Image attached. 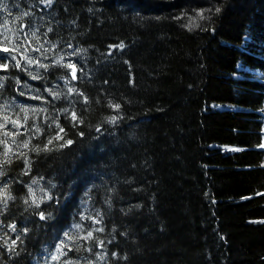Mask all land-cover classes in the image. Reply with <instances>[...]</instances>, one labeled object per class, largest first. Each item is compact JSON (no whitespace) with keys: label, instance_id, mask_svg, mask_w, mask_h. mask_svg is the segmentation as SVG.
I'll return each mask as SVG.
<instances>
[{"label":"trees","instance_id":"obj_1","mask_svg":"<svg viewBox=\"0 0 264 264\" xmlns=\"http://www.w3.org/2000/svg\"><path fill=\"white\" fill-rule=\"evenodd\" d=\"M0 46V264H264V0H0Z\"/></svg>","mask_w":264,"mask_h":264},{"label":"snow or ice","instance_id":"obj_2","mask_svg":"<svg viewBox=\"0 0 264 264\" xmlns=\"http://www.w3.org/2000/svg\"><path fill=\"white\" fill-rule=\"evenodd\" d=\"M42 2L46 3L47 5H51L53 0H42ZM208 11H211V9H208ZM216 11L219 12V8H217ZM198 15H199L200 19H206V17L204 16L203 13H199ZM49 31H51V29H49ZM5 39H8V38L5 37ZM117 47L123 48L124 45L120 44V45H117ZM41 48H43V45H41ZM11 49H15V45H12ZM11 49H10L9 46H0V52L10 53ZM35 50L39 51L40 49L38 48V49H35ZM44 51L46 52V51H48V49H44ZM4 59L6 60L7 57H5ZM11 59L12 60H16V57L13 55V56H11ZM26 59H27V64L29 66H32L35 63L36 66H38L40 68H43L46 71L50 67L49 65H45V64L40 63L39 60L33 61L30 58H26ZM63 60H64V57H60L56 61L55 65H52L51 67H55V66L63 67L65 69L69 70V75H70L72 80L78 79V76H77L78 67H77V65L73 64V63H63ZM13 67H20L19 62H17V64L13 65ZM8 68H9L8 63H6V62L0 63V70H5L6 71V70H8ZM81 71H82V69H81ZM38 78H40L39 74L32 76V79H38ZM4 79H6V77H0V81H3ZM3 87H4V84L0 83V88H3ZM68 92L69 93H76V89L75 88H69ZM49 94L52 95L53 99H59L60 98V94L58 92L54 93L51 90H49ZM79 94L83 95L82 93H79ZM21 95H23V93H21ZM32 98L36 99L38 97H32ZM84 102L85 103L88 102L86 98H85ZM110 107H113L114 110H119V105L118 104L117 105H110ZM24 111L27 112V110H24ZM64 113H65L66 117L69 118L73 122L74 126L76 124L82 122L80 120L79 116L77 115V113L74 110L69 114L68 110L64 109ZM27 119H28V117H27V115H25L24 123H18L19 117H17V119H12L11 117L4 116V123L0 124V129L6 128L8 123H11L13 125V127H24L26 125ZM115 119L116 118L113 117V118H111V120L109 122L114 123ZM55 127L57 129H59V133L55 137L49 138L48 141H47V144L43 145V147H41L39 145L30 146L31 145V141L30 140L26 141V142H23L22 143V147L25 148V149H29L30 151L36 152V153H39L41 151H45V152L46 151H50L51 148L49 146L52 145L53 139H56V140H63L64 139L63 135H61L62 133L65 132L64 128L61 127L58 122L55 123ZM37 131H39V129H37ZM4 135L5 136H10V135H15V134L9 133V132H5ZM72 143H73L72 140L67 139V140L64 141L63 144L60 145V147L62 148V147L71 145ZM0 144H4L6 146L5 147V151L3 152V155L5 157V159L3 160V164H8V163L11 162L10 156H9L10 153H12L13 155H25L26 156V154L13 153L12 149L7 147V141H0ZM233 150H235V149H233ZM24 163L26 165H28V171H30V169H31L30 160L25 158ZM0 166H2V165H0ZM28 171L25 172V175L28 174ZM3 175H4V172L0 171V176H3ZM32 184L33 185H37V184H39V181L34 179L32 181ZM40 191L43 192V196L42 197H38L37 191L34 190L31 186H29L28 187L29 199H25L24 203L25 204H29L30 203L31 205L35 206L36 208H39L41 203H44L46 200H51L52 199V196L49 195V193L47 191H45L43 188H41ZM12 199H14V197L10 194V192H9L7 187L0 189V206H2V207H0V213H2L3 208H7L8 201L12 200ZM39 215H40V219L41 220L48 219V217H45L43 212H41ZM94 223H100V219L99 218L95 219ZM75 227L79 231L81 226L80 225H75ZM11 230L12 231H16V225L15 224L11 225ZM94 231H103V229H95ZM65 239H73V238L71 236H69L68 233H65ZM81 239H84V240H93V239H95L93 237V231H88L87 235L84 236V237H81ZM73 242H75L74 239H73ZM13 244H15V241L13 242ZM100 244L102 246L103 245V241H101ZM66 247H67V245H65V244H63V242H61V244L58 245L57 248H56L57 253H60L61 255H67V253L63 251L64 248H66ZM69 251H71V249H69ZM113 255H115V253ZM51 259L52 260H58L59 256L53 255L51 257ZM97 259H101L102 260L103 257L102 256H98ZM65 264H72V262L71 261H66Z\"/></svg>","mask_w":264,"mask_h":264},{"label":"rangeland","instance_id":"obj_3","mask_svg":"<svg viewBox=\"0 0 264 264\" xmlns=\"http://www.w3.org/2000/svg\"><path fill=\"white\" fill-rule=\"evenodd\" d=\"M238 69H239L240 71H248L244 66H241V65L238 66ZM250 72H251V73H256V74H257V72H253V71H251V70H250Z\"/></svg>","mask_w":264,"mask_h":264}]
</instances>
